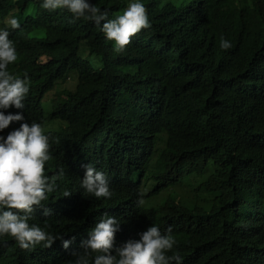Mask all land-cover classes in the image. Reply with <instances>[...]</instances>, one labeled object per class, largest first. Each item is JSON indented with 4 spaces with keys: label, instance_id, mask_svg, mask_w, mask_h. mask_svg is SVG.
Masks as SVG:
<instances>
[{
    "label": "trees",
    "instance_id": "trees-1",
    "mask_svg": "<svg viewBox=\"0 0 264 264\" xmlns=\"http://www.w3.org/2000/svg\"><path fill=\"white\" fill-rule=\"evenodd\" d=\"M142 2L151 27L116 52L65 9L0 0L17 51L8 71L29 79L25 109L6 112L42 124L45 175L57 185L42 202L52 215L34 206L30 223L75 238L27 250L5 235L0 264H73L105 215L120 222L114 247L156 224L171 229L182 264H264V0ZM91 3L114 18L128 0ZM87 164L104 172L111 198L80 187Z\"/></svg>",
    "mask_w": 264,
    "mask_h": 264
},
{
    "label": "clouds",
    "instance_id": "clouds-1",
    "mask_svg": "<svg viewBox=\"0 0 264 264\" xmlns=\"http://www.w3.org/2000/svg\"><path fill=\"white\" fill-rule=\"evenodd\" d=\"M41 7L49 11L65 9L74 20L91 21L100 27L105 38L113 42L116 52H123L131 38L141 29L151 27L148 13L142 0H128L123 13L108 18V11L102 10L91 0H42ZM103 21V23H101ZM7 23L11 28L20 27L15 17ZM7 28H0V133L12 122L25 120L22 111L6 112L10 107L25 109L29 93V79L15 76L8 71V65L17 60L13 40ZM221 49H229V40L221 37ZM49 136L41 123L22 122L7 135L0 134V237H13L21 249L31 250L36 245L51 247L57 240L68 249L74 237L64 239L61 234L53 235L38 224L30 223L36 207H42V215H52V210L42 206L48 194L56 190V182L45 175V164L50 160ZM80 187L96 198H111L112 192L104 172L92 164L84 166ZM71 194L65 190L63 196ZM139 202V201H138ZM36 206V207H34ZM120 222L115 216L105 215L90 229L87 239L81 241L82 253L73 264H182L183 257L173 251L176 244L171 229L162 233L159 226L152 224L143 231L139 240H129L122 246L114 247L115 233ZM91 252H96L90 257ZM114 252V254H113ZM172 252L171 255H168Z\"/></svg>",
    "mask_w": 264,
    "mask_h": 264
},
{
    "label": "rangeland",
    "instance_id": "rangeland-1",
    "mask_svg": "<svg viewBox=\"0 0 264 264\" xmlns=\"http://www.w3.org/2000/svg\"><path fill=\"white\" fill-rule=\"evenodd\" d=\"M64 86H67V87H73L74 86V81H68ZM56 88V87H55ZM55 89H53V91L50 92V94H52L54 92ZM171 252L168 253V255H171L170 254Z\"/></svg>",
    "mask_w": 264,
    "mask_h": 264
}]
</instances>
